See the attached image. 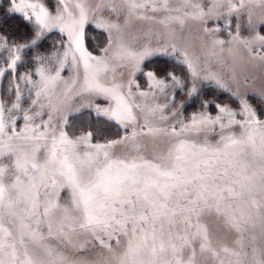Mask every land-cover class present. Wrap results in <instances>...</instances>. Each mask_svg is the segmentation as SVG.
Returning a JSON list of instances; mask_svg holds the SVG:
<instances>
[{
    "label": "snow or ice",
    "instance_id": "1",
    "mask_svg": "<svg viewBox=\"0 0 264 264\" xmlns=\"http://www.w3.org/2000/svg\"><path fill=\"white\" fill-rule=\"evenodd\" d=\"M56 5L53 12L42 0H9L5 15L19 14L33 35L10 43L0 32V53L7 54L0 55V80L11 73L7 89L0 90V97L9 94L0 98V264H95L68 255L70 249L84 252L85 244L94 241L106 250L103 264H264V119L256 109L232 93L238 110L217 103L216 115L200 111L185 119L181 109L188 101H181L170 113L179 117L171 125L152 124L168 120L163 113L176 102L168 89L183 90L185 82L172 72L160 77L149 70L143 73L148 90H139L133 77L143 71L141 64L148 57L176 56L193 79L230 89L206 64L201 69L198 56L175 43L155 48L146 44L134 51L121 33L115 40L117 51L109 57L112 32L120 33L121 25L103 17L95 27L108 31V46L101 49L104 55H93L85 46V26L93 22L83 0H74V11L68 0H56ZM122 5L128 18L151 19L140 10L163 11L169 15L160 23L175 21L182 27L191 19L203 22L209 35L221 30L208 28L209 20L228 17L224 28L229 29L236 13L247 15L250 35H241L237 23L227 41L212 38L207 53L215 56L217 45L239 42L253 59L264 62V35L259 31L264 15L252 20V9L264 8V0H210L207 6L182 0V7L171 9L169 0H122ZM104 10L122 11L100 3L93 12ZM181 11L183 17L170 14ZM54 30L62 38L53 42V50L29 57L38 41ZM112 61L131 67L126 84L103 82L102 77L114 71ZM69 62L74 75L66 79L61 71ZM22 64L28 67L19 72ZM79 69L83 76L77 87ZM201 70L206 74L201 76ZM198 94L193 83L186 95L191 100ZM87 96H102L109 106L84 102ZM160 97L165 102L155 103ZM210 103L203 100L201 106L206 109ZM83 108L115 122L125 134L107 139L101 127L70 134V115ZM134 108L144 123L137 125ZM44 115L47 119H40ZM20 119L24 123L18 127ZM142 135L156 141L151 158L138 143ZM201 135L199 140L191 138ZM210 135L218 139L212 142ZM161 138L165 147L156 151ZM118 146L127 151L115 154ZM64 189L69 192L67 205L59 202ZM206 217L218 221L221 234L210 231ZM74 236L90 239L76 243Z\"/></svg>",
    "mask_w": 264,
    "mask_h": 264
},
{
    "label": "rangeland",
    "instance_id": "2",
    "mask_svg": "<svg viewBox=\"0 0 264 264\" xmlns=\"http://www.w3.org/2000/svg\"><path fill=\"white\" fill-rule=\"evenodd\" d=\"M46 4L47 7L50 8L53 12L56 8V0H42ZM86 9L88 10L89 20L93 23L86 24V39L85 46L93 55H104L101 52V49L108 46V31L104 29H99L95 27V21L100 17H103L107 21L116 22L121 25V32L118 33L116 31L112 32V37L114 40L113 45L110 47L108 52V56L111 57L114 52L117 51L115 40L116 37L121 35L124 36V42L127 46L134 50L139 51L144 45H149L152 48L160 47L165 43H175L178 48L181 50H187L190 56L200 58L201 69H203L204 65H207V71L216 73L221 80L227 85L229 90L220 89L224 91H228L229 93H236L238 98H246L251 104L260 117L264 119V62L253 59L244 48L242 44L239 42H233L232 44L225 43L224 45H217L214 49L216 55L209 56L207 53V48L210 46V42L212 38H218L227 41L229 39L228 32L231 31L235 33L236 24L240 23L241 27V35L247 36L250 35L245 25L247 24V15H241L240 13H236L231 18V26L229 29L224 28V24L228 17H223L219 20L212 19L207 23L208 28H217L219 27L221 30L211 35L206 34L204 32V23L194 21L191 19H186L185 24L181 27V25L175 21L170 22L167 26L165 24L160 23V20L165 18L169 13L160 11V12H151L144 10H140L146 16L152 17L151 19H137L135 17L128 18L127 9L123 7L122 0H83ZM194 2H200L207 6L210 3V0H194ZM100 3H111L113 6L121 8L122 11L120 14L110 13L107 10L93 12V9L97 7ZM70 10L74 9V0H68ZM182 7V0H169V8ZM221 11H224L222 8ZM171 15H180L183 17V11L180 13L172 12ZM261 15H264V8L256 7L252 9V20L255 23L260 19ZM127 20V22H126ZM103 31L105 33L106 41L102 45V40H100V33L96 31ZM260 34L264 35V27L259 29ZM59 33L58 31H53L55 34ZM62 38V37H61ZM66 39V37H64ZM223 49V51H221ZM231 50V51H230ZM164 58L169 62H162ZM175 62L176 64L174 65ZM170 63V65H169ZM178 63V64H177ZM114 65V71L108 72L105 76L102 77V80L105 84H111L112 82L126 84L131 75V67L130 66H122L126 65L125 61H112ZM142 72H137L135 77L136 83L140 85L141 91H147V78L144 76V72L149 70L155 71L158 76L163 77L166 72H172L176 76H178L182 81L185 82V86L183 90L172 88L168 89L170 94L175 96V104L164 111V115L168 116L167 121L161 120H152L151 123L163 127L165 124L171 125L173 121L179 117H173L170 113L180 108L181 101H188L183 108L181 109V115L183 118L187 119L193 112L206 111L211 115H216L215 104L219 103L221 105H227L229 108L238 110L239 103L238 99L234 98L236 101L233 103L222 101V98L213 96V92L211 91L212 86L215 84L211 81H201L200 79H193L188 75L187 68L179 62L178 57L176 56H164V55H154L152 57H148L141 64ZM78 76V84L79 81L82 80L83 71L79 69L77 73ZM206 72L204 70L200 71V75H205ZM74 75L71 64H69L61 71V76L64 78H69ZM36 79V77H33ZM195 83L196 87L199 89V94L195 95L191 100L188 99L186 93L187 89ZM216 87V86H215ZM133 91H137L136 87L133 86ZM13 94V93H12ZM11 94V95H12ZM9 94L7 93L6 96ZM218 96V95H217ZM142 100V98H139ZM87 100H91L93 105H99L100 107H108L109 101L104 99L102 96H87L84 102ZM208 100L211 103L205 109L201 106V101ZM81 101L77 100L75 102V106H79ZM165 102L163 97H160L155 101V103L163 104ZM28 101L26 100L23 106L25 108L28 107ZM147 103L151 104L152 101H148ZM37 109L33 108L32 111H36ZM90 112V113H89ZM93 113V115L91 114ZM134 114L137 117V125L144 123L143 114L139 109L134 108ZM13 115H16L14 112ZM95 112L83 108L79 112H73L70 115V127L66 129L71 132H75L78 134L81 130H87L90 127H101L104 129V138L107 139H118L120 136L124 135V129L119 132L117 135H114L115 129L111 127L108 123H105L102 120H92L95 117ZM40 119H47V115L40 117ZM237 119H241V117H237ZM37 123L39 120L36 121ZM54 122L58 125L59 118L56 117ZM24 121L20 119L18 121V127L22 126ZM73 130H72V129ZM132 126L129 125L128 131L131 132ZM139 130V129H138ZM235 131H239V129H234ZM220 129L217 128L216 132L219 133ZM203 135V134H202ZM200 137L193 136L192 139H201ZM99 138V137H98ZM208 139L214 142L218 139L216 135H210ZM95 142V141H93ZM138 143L142 147L143 154L151 158L153 154V145L156 144V141L153 137L149 135H142L138 139ZM165 147L163 143V138H161V142L157 145L156 151H161ZM127 150L123 146H118L114 149L115 154L120 155L126 152ZM4 163H8L7 160L3 161ZM61 205L69 204V192L67 189L61 190V196L59 200ZM206 222L209 226L210 231L221 234L217 231L219 228V223L216 221L214 217H206ZM89 237L84 236H74V241L76 243H84L86 240H89ZM113 246L115 247V240L112 241ZM85 251L82 253H75L73 250H69L68 255L72 260L87 258L89 261L95 262V264H103V255L106 254V250L101 248L99 242H91L85 244Z\"/></svg>",
    "mask_w": 264,
    "mask_h": 264
},
{
    "label": "trees",
    "instance_id": "3",
    "mask_svg": "<svg viewBox=\"0 0 264 264\" xmlns=\"http://www.w3.org/2000/svg\"><path fill=\"white\" fill-rule=\"evenodd\" d=\"M9 7V0H0V32L6 33L9 38V42H24L26 40L31 39L33 35V31L30 25L27 23L23 22L22 19L20 18L19 14H9L5 15V10ZM100 33V40H102V45L106 41L105 33L101 30L96 31ZM61 36L59 33L55 34L53 32L47 34L46 39H43L42 42L38 41L39 47H33L32 51L28 53V56H32L36 52H41L47 54L48 52H51L53 50L52 44L56 40H60ZM0 55H7L6 53H0ZM162 62H169L165 58ZM174 65L176 64L173 62ZM178 64V63H177ZM170 65V63H169ZM28 65L22 64L19 67V72H24ZM11 75V73H8L7 76H5L2 80H0V90L7 89L8 86V77ZM211 91L213 92V96L222 98V101L225 102H230L233 103L236 100L234 97L229 93L228 91L220 90L218 87H213L211 88ZM7 93L5 92L3 97L0 98H7ZM218 95V96H217ZM14 96V93L12 94ZM26 100L23 101V104H25ZM11 101H9L10 105ZM90 113V112H89ZM93 115V113H91ZM92 120H102L105 123H108L115 129L114 135H117L119 132H121L123 129L120 128L115 122L113 121H106L105 118L100 117L97 118L95 117ZM72 129V128H71ZM73 130V129H72ZM74 133V132H71Z\"/></svg>",
    "mask_w": 264,
    "mask_h": 264
}]
</instances>
